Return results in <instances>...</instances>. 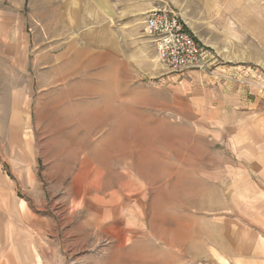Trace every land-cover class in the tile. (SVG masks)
<instances>
[{"label":"rangeland","instance_id":"obj_1","mask_svg":"<svg viewBox=\"0 0 264 264\" xmlns=\"http://www.w3.org/2000/svg\"><path fill=\"white\" fill-rule=\"evenodd\" d=\"M211 1L111 0L67 28L61 0H0V165L42 264H264V183L200 130L192 93L196 71L264 94V0ZM154 7L187 22L208 69L159 60Z\"/></svg>","mask_w":264,"mask_h":264},{"label":"crops","instance_id":"obj_2","mask_svg":"<svg viewBox=\"0 0 264 264\" xmlns=\"http://www.w3.org/2000/svg\"><path fill=\"white\" fill-rule=\"evenodd\" d=\"M59 6L60 22L67 28L85 27L95 12L111 15V0H61ZM192 74L194 80L198 79L193 81L192 93L202 115L197 121L200 130L216 141L226 142L230 149L241 151L239 158L245 166L241 169L264 183V94L255 91L256 98L252 99L244 90L228 89L221 83L208 86L203 81L205 75L196 71ZM13 185L0 165V264H42L34 226L30 227L36 219L26 202L24 205L11 195L9 186Z\"/></svg>","mask_w":264,"mask_h":264},{"label":"built area","instance_id":"obj_3","mask_svg":"<svg viewBox=\"0 0 264 264\" xmlns=\"http://www.w3.org/2000/svg\"><path fill=\"white\" fill-rule=\"evenodd\" d=\"M144 24L153 38L159 60L169 69L179 73L209 68L208 49L177 11L151 8L145 13Z\"/></svg>","mask_w":264,"mask_h":264}]
</instances>
